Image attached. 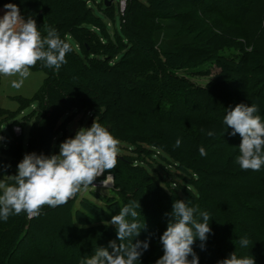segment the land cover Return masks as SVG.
Returning <instances> with one entry per match:
<instances>
[{
  "label": "rangeland",
  "instance_id": "obj_1",
  "mask_svg": "<svg viewBox=\"0 0 264 264\" xmlns=\"http://www.w3.org/2000/svg\"><path fill=\"white\" fill-rule=\"evenodd\" d=\"M102 1L104 2V0ZM117 1L120 4L123 2L125 8L126 0ZM151 1L154 8L153 10L158 11L157 0ZM210 1L213 5L211 6V10L207 11L202 8L203 11L207 13H201L200 10V12L195 10V6L193 7L187 3L182 5L181 9L175 8L176 13H182L183 11L195 12L198 19L202 21V26L197 25L199 29L194 27V29L191 28L189 31V40L194 38L197 42L193 44L192 40L190 43L193 46H201L199 43L202 42V39L205 43L212 44V49L203 55L194 56L190 59L184 58L182 55L178 56L176 59L173 58L175 66L173 69L174 71H171L172 67H168L165 72H162L167 76L166 82L171 76L179 81L178 83L180 84L181 91L178 93L179 100L177 102L174 101L175 103H171L170 107L164 111L165 106L170 103V98L166 99L165 97H162L161 102H159V105L161 106L160 109L157 110V108H155L156 111H153L151 110L153 108L150 107L153 103L151 98L143 97L142 94L135 93L129 88L126 89L121 87V91L117 89V91H120V100L118 101L121 103L120 105L128 103L130 98L133 101L132 103L136 104V106H132L133 113H127L129 117L126 115L127 121H129L130 124V127L128 128L129 131H133L140 137H144L137 138L141 142L145 141L153 145L149 146L145 143L133 147L132 144L118 139V157H127L130 162L135 160L137 162L134 165L136 169H129L133 175L131 178L134 179L132 182L128 183L129 186L136 181L141 182V179L145 180V170L165 189H167L166 185L168 180H170V184L171 182L176 183L178 187L175 189V194L181 198L185 197L187 189H189L195 196L197 195V191L189 182H186L184 178L180 176V174L186 176L189 173L183 171L181 168L178 169V165L175 162H181L184 167H190L192 169L210 167L212 170L216 168V166L222 169L227 168L226 170L229 176L224 177L217 175L213 179L221 180V185L224 187L222 188L220 186L221 189L218 183H216V185L211 186V188L206 187L211 196H208L207 192L205 194L207 198H210L215 203L212 204L210 202L211 220L209 226L214 233L216 232L218 235V238L216 239L218 240L216 241L218 247L216 250H218V248H223L222 250L227 251V254L230 257L231 252L226 249V245L231 242L238 246L240 239L244 237L250 241L249 245L245 248H248L253 255H258L255 250L257 244L261 245V247L263 246L262 250L264 252V216L262 215V212H264V206L262 204L263 199L256 198L249 200L247 198V203L245 204L249 209L243 210L240 209V206H237V200L234 198L232 190L238 191V188H240V190L243 189L244 191L247 189V186H249L247 185L249 184L248 182L262 185L264 182V166L261 167L259 171L250 170L247 171L248 173L245 175H242V177L239 175L238 179L233 178L235 170H239L237 172L240 173L243 171L246 172V170L241 169L236 162V157L239 155L238 146L241 142V137L239 134H231L232 129L228 128L224 123V117L228 110H231L239 103H244L249 106L256 105L258 111L255 114L259 115L262 121H264V55L262 54L263 52L256 48L258 45L264 46V25L261 27V16L256 18V12L264 11L261 10V6H264V0ZM91 3L95 8V15H97L103 22L106 32L116 35L123 44H126L120 29V17L116 3H114V21L109 17H105L99 11L98 4L100 3L98 0H91ZM69 6V4L66 5L67 8ZM206 7L207 9L209 8L208 6ZM218 7H220V11L217 9ZM218 12L224 13L228 18L233 17L234 14L241 13L243 14L241 15L242 23L244 20H248V23L245 25H237L236 23L229 22L227 19L223 18ZM169 13L173 14L174 12ZM2 14H4V12L0 13V16H2ZM262 14L264 16V13ZM141 15L145 16V14L142 13L139 15L140 18L142 17ZM193 21L194 18L190 21L191 25L193 24ZM153 22L157 27L150 24L151 26L148 25V35L147 32H144L143 34L147 38L155 41H153V44H156L155 49H157L158 46L160 47L161 45L162 34H164L163 30H158V25L166 24L167 22L175 23V20L160 21L159 18H155L153 19ZM201 29H204L203 35L201 32L199 33V30ZM174 31L175 29L173 32ZM173 32L172 35L169 34V32L167 34L173 36ZM197 33L199 34L197 35ZM168 35L165 36L169 37ZM144 36L142 37L138 34L135 36V34H133L132 37L133 40H136V48L143 51L145 50L141 48L140 44H142L143 40H146ZM200 36L202 37L200 38ZM252 43H255L257 46L253 47ZM119 48V52L122 53L125 46L119 44ZM141 57L139 60H141ZM137 58L135 59L137 60ZM142 62L148 67V70L150 66L157 65V63H155L157 60L154 55L147 57L146 60L143 59ZM201 62L206 64H204L203 67H191V70L187 69L189 68V65ZM141 69L145 68L139 67L129 71L131 72V75L134 76L138 75V72L141 71ZM30 72L31 75L25 79L23 86L20 89H15L11 86V81L13 79H18V77L1 76L0 110H6L14 114H10V116L4 115L0 118V137L6 135L9 139H14L15 136L17 138L14 140L7 139L3 142L0 141V178H3L4 175H15L17 173V165L21 161L18 157L15 160L12 158L16 156L15 151L16 148H18L20 137H18V133L15 134V136L13 135V137L11 135V129L25 124L21 136V148L24 155L27 154L28 151L31 129L34 123L33 114L34 111L37 110V104H27L28 107L26 109L20 110L19 104L14 98L21 97L31 100L40 88L45 77L44 73ZM105 76H102L99 79L95 77L94 80L96 81L94 83L89 80L86 81L81 76H77L74 80L86 90L95 93L116 91V88L109 84V81H111L113 76ZM134 82L135 81L132 83ZM148 93L151 95L157 94L156 91L151 88H149ZM138 108H145L147 110L143 120L135 118L134 111H139ZM90 116L85 111H77L73 109H70L66 114H63L58 121L57 134L51 141L48 155L58 154L59 145L67 138L74 137L79 128L90 127L95 120V118H90ZM209 131L214 134L208 136L207 133ZM178 138L182 142L179 147H176L175 143ZM35 145L36 142L32 141L30 152L35 149ZM201 147H203L207 153L204 156L199 152ZM118 166L117 162L116 168L111 171V175L115 178V183L112 184L113 187H115L116 184L122 186V181L125 179L121 167L119 168ZM121 172L122 174L118 175V173ZM192 173L194 172L192 171ZM201 173H203V171H201ZM108 174L109 172L107 171L104 173L103 180ZM116 175H118V178ZM194 176L196 177V175ZM143 182L146 183V181ZM215 182L217 181L215 180ZM152 187L154 190V186L151 185V188ZM229 187L233 189L225 191V189ZM219 189H221V191H218ZM243 191L241 192L243 193ZM100 192L102 193H95L91 192L89 189H82L75 198L71 199L72 204L69 200L68 203L55 208H46L45 206L41 209L39 216L34 218H28L27 216V218L31 220L33 229L34 226L38 224V227H41L38 232L31 230L33 236L36 237L38 242L29 238V245L32 246L30 253L41 248L43 253L51 254L52 251L63 252L69 258L73 257L71 255L75 256L79 251L80 254L76 264H81L82 260L95 253L96 248H107L109 242L113 240H116L117 243H119L115 231H98L83 234L76 233L69 226V208H71V213H76L82 222L92 220L95 225L103 224L98 220H106L104 223L109 224L107 219H110L108 215L99 212L96 206H106V203L114 204L118 202V206L108 207L107 209H109V212H112L113 215L119 214L123 205L120 200H118L117 196L114 193L105 190ZM91 194H98L104 199L96 198ZM219 205L225 207V212L219 207ZM222 213H225V215L229 217V220L232 221L230 222L228 220L224 221L220 219ZM154 218L159 221V218L162 217L157 214ZM73 221L76 222L75 219H73ZM154 224L157 225V221H152L151 225L153 226ZM152 226H146L142 229L140 236L136 238L141 241L146 240L149 243V248L144 251L143 255L140 257V264H155V262L163 255L162 246L157 245L156 243H150L155 236V229ZM36 243H38V245ZM109 251H111L110 248ZM212 256H216L217 258L224 257V255L218 251L212 253ZM189 259H191V257H189ZM260 259L263 261L261 262L257 260L255 261V264L264 263V259ZM45 261L46 260H43L42 264H46Z\"/></svg>",
  "mask_w": 264,
  "mask_h": 264
},
{
  "label": "trees",
  "instance_id": "obj_2",
  "mask_svg": "<svg viewBox=\"0 0 264 264\" xmlns=\"http://www.w3.org/2000/svg\"><path fill=\"white\" fill-rule=\"evenodd\" d=\"M98 1L100 3L98 4L99 11L105 17H109L113 21L115 16L114 3H116L120 17V29L126 44H123L121 40L116 37V35L106 32L103 22L97 15H95V8L93 7L91 0H0V8L5 9V4H16L20 9L21 15L25 19H35L42 36L46 35L44 30L45 25L54 27L59 36L69 42L72 47V51L66 54L67 63L63 64L59 71L54 68L44 67L43 61H38L37 64L30 69L32 72H42L45 75L40 88L31 100L21 97L14 98L18 102L20 110L26 109L30 103L37 104V110H35L33 114L34 123L31 129L27 154L35 152L36 154L48 155L51 141L57 134L58 121L61 116L66 114L70 109L87 112L89 116L91 115L90 118H95L96 122L105 126L115 138L128 142L132 144L133 147L145 143L149 146H153L145 141L141 142L137 138L144 137H140L133 131H129L128 128L130 127V124L129 121H127V113L132 114L133 107L136 106V104H133V101L130 98L128 103L120 105L121 103L118 101L120 100L121 87L126 89L129 88L135 93L142 94L143 97L151 98L154 104L152 103L150 107L153 108L151 109L153 111H156L155 108H157V110L160 109L161 106L159 105V102H161L162 97H165L166 99L170 98V103H168V105L164 108L165 111L170 107L171 103H175L179 100L178 93L181 91V87L178 83L179 81L174 79L171 75L169 76L172 78L169 77V80L166 82L167 76L162 72H165L168 67H172L171 71H174L173 69L175 66L173 58L176 59L178 56L182 55L184 58L190 59L194 56L208 53L210 49H212V44L205 43L203 39L199 44H201L204 48L200 45L199 46L201 48L198 45L193 46L190 43L192 40L193 44L197 43L194 38L189 40L188 35L190 29H194V27L199 29L197 25L202 26V21L198 19L195 12L183 11L182 13H176L175 11V8L181 9L182 5L187 3L193 7L195 6V10H200L201 13H207L203 11V9H206L207 11L211 10V6L213 5L210 0H157L158 11L153 10L154 8L151 0H126L123 12L120 11V5L117 0L112 2L110 6H106L102 0ZM67 4L70 5L68 8L66 7ZM206 6L209 8L207 9ZM217 9L219 10L220 7ZM261 10H264V6H261ZM169 12L174 13L171 14ZM142 13L145 14V16L141 15L142 17L140 18L139 15ZM256 13V18L261 16L260 22L262 27L264 25V16L262 14L264 11ZM219 14L229 22L231 21L237 25H245L248 23V20H244L242 23L241 15L243 14L241 13L234 14L231 18H228L227 15L222 12ZM155 18H159L160 21L175 20V23L167 22L166 24L158 25V30H163L164 34H162L161 45L160 47L158 46L157 49H155L156 44H153L154 40L147 38L143 34L144 32H147L148 35V25L152 24L157 27L153 22V19ZM193 18L194 21L191 25L190 21ZM182 24L185 25L183 26ZM174 29L175 31L173 32ZM179 29L181 33L179 32ZM201 30H199V33L201 32L203 35L204 29ZM171 31L174 33L173 36H169L167 34L169 32V34L172 35ZM199 33H197V35ZM133 34H135V36L138 34L146 38V40H143L142 44H140L141 48L145 51L136 48L137 43L136 40L132 39ZM165 35H168L169 37ZM201 37L202 36H200V38ZM119 44L125 46L122 53L119 52ZM252 44L253 47L257 46L255 43ZM258 46L256 48L263 52L262 54L264 55V46ZM153 55L157 60V62H155L157 65L150 66L148 70V67L142 62V60H146L147 57ZM140 57L141 60H139ZM135 58H137V60ZM204 64L201 62L189 65V68L187 69L191 70V67H203ZM139 67L145 69H141V71L138 72V75H131L130 71ZM108 75L113 76L111 81H109V84L116 88V91L117 89L120 91H114L115 93L110 91L95 93L93 91L86 90L74 80L77 76H81L86 81L89 80L94 83L96 81L94 80L95 77L99 79L102 76L107 77ZM133 81L135 82L132 83ZM149 88L155 90L157 94L151 95L148 93ZM138 109L139 111H134L135 118L143 120L147 110L145 108ZM10 114L13 115L14 113L6 110H0V118L4 115L10 116ZM24 125L25 124L20 126L22 131L24 130ZM10 131L11 135L15 136L13 129ZM21 136L22 134L18 136L20 139L18 148H16L15 151L16 156L12 157L13 160L17 157L22 160L24 157L21 148ZM1 137H3V139H0L1 142L7 139L14 140L17 138L15 136L14 139H9L6 135ZM32 141H35L36 145L35 149L30 152V145ZM135 163H137L136 160L130 162L127 157H118V167H121L123 177L125 176V179L122 181L123 185L120 186L116 184L111 193H114L117 196L123 206L128 204L130 201H139L140 209H138V211L141 213L140 220L142 222L144 220L145 225L148 227L152 226V221H157V225L154 224L152 226L155 229V236L150 243H156L160 246H162L160 237L166 230L169 220V216L166 214L171 213L174 201L183 200L188 203L189 206H199L202 211H207L210 215V202L212 204L215 203L210 198L205 196L206 192L208 193V196H211L206 187L211 188V186L218 183L219 187L221 186L223 188L224 186L221 185V180L215 179L217 181L215 182L213 179L217 175L224 177L229 176L226 170L227 168L222 169L216 166V168L212 170L210 167L192 169L190 167H184L181 162H175L178 165V169L181 168L183 171L189 173L188 175L183 176L179 172L180 176H182L186 182H189L197 191V195L195 196L189 189H187L185 197L181 198L175 194V189L178 187L176 183L171 182L170 184V180H168L166 185L167 189H165L145 170V180L141 179V182L136 181L135 183H131L129 186L128 183L134 180L131 178L133 175L129 169H136L134 166ZM192 171L194 173H192ZM201 171H203V173H201ZM237 171L239 170H235L233 178L238 179L239 175L242 177V175H245L248 173L247 171L250 170H246V172L243 171L242 173ZM122 172L118 173V175L122 174ZM118 175H116L117 178ZM194 175H196V177ZM143 181H146V183ZM248 183V190L246 189L243 191V189L240 190V188H238V191H234L232 190L233 188L230 187L224 189L225 191L232 190L234 198L237 200V206L241 207L240 209H249L245 204L247 203V198L249 200L261 198L263 199L262 204L264 206V182L262 185H256L253 182ZM151 185L154 186V190L153 187L151 188ZM221 189L218 191H221ZM241 191H243V193ZM91 195L99 199H104L98 194ZM70 201L72 204V200ZM117 203L118 202L114 204L106 203V206H95L99 212L108 215L110 219H107V221H111V218L114 215L112 212H109V209L107 208L112 206L116 207L118 206ZM47 207L48 206H46V208ZM219 207H221V209L225 212V207L220 205ZM157 214L162 217L159 218V221L154 218ZM262 215L264 216V212H262ZM73 219H75L76 222H74ZM220 219L224 221H232L229 220V217L225 215V213H222ZM68 220L69 226L76 233L87 234L98 231L116 232L113 225L104 223L106 220H98L103 223L100 225H95L92 220L82 222L76 213H71V208H69ZM38 225L34 226L33 229L31 220L27 218L26 213L11 215L6 221L0 219V264H42L43 260H46V264L77 263L76 261L78 260V256L80 254L79 251L75 256L71 255L73 257L69 258L63 252L60 253L52 251L51 254L43 253L41 248L35 250L33 253H30L32 246L29 245L28 241L29 238H32L35 242H38L32 233V231L38 232L40 230L41 227H38ZM208 235L209 236L204 243L203 249L200 247L201 242L199 240H197L193 245L194 252L199 257V264H218L219 261L229 258L227 251L222 250L223 248H218V250H216L218 247L216 244V241H218L216 240L218 238L216 232L214 233L212 230ZM36 244L38 245V243ZM262 247L257 244L255 250L258 255H253L248 248L240 246V243L238 246L231 242L226 245V249H228L231 254L235 252L238 258H243L245 256L254 257L255 261L259 260L261 262L263 260L260 258L264 259ZM215 251L222 253L224 257H213L212 253Z\"/></svg>",
  "mask_w": 264,
  "mask_h": 264
},
{
  "label": "clouds",
  "instance_id": "obj_3",
  "mask_svg": "<svg viewBox=\"0 0 264 264\" xmlns=\"http://www.w3.org/2000/svg\"><path fill=\"white\" fill-rule=\"evenodd\" d=\"M4 8L6 11L0 16V76L18 77L11 81V86L20 89L38 61H43L44 67L59 71L67 63L66 54L72 51L70 43L48 25L44 26L46 35L42 36L36 20L25 19L16 4H5ZM257 111L256 105L239 103L224 117L231 134L241 137L236 162L244 170L259 171L264 166V121L255 114ZM181 142L178 138L175 146L179 147ZM199 152L202 156L207 154L203 147ZM118 155V139L95 120L90 127L79 128L74 137L63 141L58 154H25L15 175L0 178V219L6 221L11 215L21 213L34 218L44 206H62L82 189L95 190L94 181L106 171L109 174L102 185L108 188L115 183L111 171L116 168ZM138 209L139 201H130L121 207L119 214L108 222L115 227L119 243L113 240L107 248H96L81 264H140L149 243L136 239L146 227ZM166 215L169 216L167 228L160 237L163 255L155 264H199L193 245L199 240L200 247L204 248L212 231L209 213L199 206L175 200L171 213ZM239 243L247 247L250 241L242 237ZM218 264H255V260L248 256L238 258L234 252Z\"/></svg>",
  "mask_w": 264,
  "mask_h": 264
},
{
  "label": "built area",
  "instance_id": "obj_4",
  "mask_svg": "<svg viewBox=\"0 0 264 264\" xmlns=\"http://www.w3.org/2000/svg\"><path fill=\"white\" fill-rule=\"evenodd\" d=\"M120 11L121 12L124 11V4H123V2H121V4H120ZM13 132H14V134H17L18 133L19 136H20L22 134V129L20 127H14L13 128ZM103 177H104V175L98 177L94 181V184L96 186L95 190H112L113 189V186L112 185H109L108 188H106L105 186L102 185Z\"/></svg>",
  "mask_w": 264,
  "mask_h": 264
},
{
  "label": "water",
  "instance_id": "obj_5",
  "mask_svg": "<svg viewBox=\"0 0 264 264\" xmlns=\"http://www.w3.org/2000/svg\"><path fill=\"white\" fill-rule=\"evenodd\" d=\"M114 0H104L106 6H109Z\"/></svg>",
  "mask_w": 264,
  "mask_h": 264
},
{
  "label": "crops",
  "instance_id": "obj_6",
  "mask_svg": "<svg viewBox=\"0 0 264 264\" xmlns=\"http://www.w3.org/2000/svg\"><path fill=\"white\" fill-rule=\"evenodd\" d=\"M6 10H4L3 8H0V13H2V12H5ZM2 16H3V14H2Z\"/></svg>",
  "mask_w": 264,
  "mask_h": 264
}]
</instances>
